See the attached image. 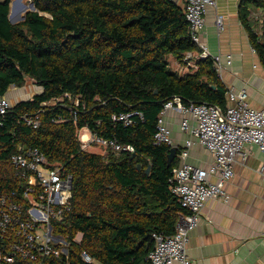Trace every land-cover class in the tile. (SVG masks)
<instances>
[{
	"label": "trees",
	"instance_id": "16d2710c",
	"mask_svg": "<svg viewBox=\"0 0 264 264\" xmlns=\"http://www.w3.org/2000/svg\"><path fill=\"white\" fill-rule=\"evenodd\" d=\"M11 1L0 0V94L27 78L42 90L0 114V195L22 187L12 155L37 147L73 177L72 207L59 228L70 241L68 255L45 264H148L154 233L172 235L184 211L170 190L180 147L168 166L172 146L154 142L158 116L175 95L226 106L213 59H197V69L183 74L170 67L169 56L182 62L198 49L174 0H32L37 10L16 23L9 20ZM242 3L264 7V0ZM241 17L264 67V40L247 13ZM131 110L144 118L131 126L113 119ZM37 115L35 127L28 120ZM84 127L135 152L86 151L79 140Z\"/></svg>",
	"mask_w": 264,
	"mask_h": 264
},
{
	"label": "built area",
	"instance_id": "2783aa9c",
	"mask_svg": "<svg viewBox=\"0 0 264 264\" xmlns=\"http://www.w3.org/2000/svg\"><path fill=\"white\" fill-rule=\"evenodd\" d=\"M174 1L184 8L192 42L198 47L185 53L181 65L196 69L197 59L211 57L223 79V71L233 64V55L211 52L201 38L208 10L219 0ZM21 3L28 4V0H21ZM16 4L19 0L15 1ZM216 25L219 30L225 28L223 14L217 15ZM251 49L256 52L253 46ZM226 98L227 104L222 108L209 103H185L181 96L175 95L164 103L159 113L154 142L180 147L179 162L172 170L170 190L178 197L184 211L180 213L172 235L154 233L155 246L148 256V264H198L189 257L187 244L201 223L207 202L214 198L224 202L229 200L225 184L234 176L233 165L237 156L246 158L249 146H256L264 153V107L256 108L251 104L246 86H227ZM12 105L7 95L0 94V114L7 113ZM171 114L178 118L179 130L185 135L182 143H178L174 135L169 121ZM136 118L143 119V113L131 110L113 114L114 120L128 126L133 125ZM28 122L37 127L39 116ZM82 129L80 142L86 151L101 153L93 151L98 147L135 152L132 144L99 137L87 127ZM196 145L208 152L210 161L204 165L190 159L191 150ZM11 161L22 187L0 195V264L15 263L18 258L29 264H45L51 256L68 255L70 241L59 228L65 213L72 207V175L64 170L63 165L49 163L47 156L37 147L23 148L12 155ZM82 255L86 261H93L87 252Z\"/></svg>",
	"mask_w": 264,
	"mask_h": 264
},
{
	"label": "crops",
	"instance_id": "0c3cea01",
	"mask_svg": "<svg viewBox=\"0 0 264 264\" xmlns=\"http://www.w3.org/2000/svg\"><path fill=\"white\" fill-rule=\"evenodd\" d=\"M241 12L247 13L251 30L264 40V7L244 4L242 0H219L210 7L201 38L211 52L233 55L232 66L223 71L226 87L246 86L251 104L262 108L264 67L258 53L251 49L249 29ZM218 14L225 17L223 30L216 25ZM196 69L186 68L178 61L174 70L186 73ZM169 121L178 143H182L185 135L179 130L178 118L171 114ZM190 159L201 165L210 161L200 145L192 148ZM233 169L234 176L225 184L229 200H209L199 227L188 241L187 253L198 264H264V153L249 146L246 158L237 156ZM81 238L79 233L78 240Z\"/></svg>",
	"mask_w": 264,
	"mask_h": 264
},
{
	"label": "rangeland",
	"instance_id": "374dc122",
	"mask_svg": "<svg viewBox=\"0 0 264 264\" xmlns=\"http://www.w3.org/2000/svg\"><path fill=\"white\" fill-rule=\"evenodd\" d=\"M12 1H13V3H11V11H14L13 10V8H14L13 6L15 5V1L16 0H12ZM23 1L26 2V0H23ZM15 6L17 7V4ZM29 9H30V7H28L26 10H24L23 14ZM169 64H170V67L172 69H175V68L177 69L178 68V60L172 55L169 56ZM178 72H180V71H178ZM183 72L181 71V73H183ZM40 90H41L40 86L34 81V79L27 78V80H26V82H25V84L23 86H20V87L13 86L9 90V92L7 93V97L14 104V103H16V102H18L20 100H26V99L31 98L35 93L39 92ZM69 99L72 102L77 101V99H74L72 97H69ZM59 100L63 101L64 97H60ZM56 101H58V100H54V102H56ZM83 131H84V129L79 131V140H80V135H81V133ZM93 150L99 151V152L101 151V152H104V153H107L108 151H110V150H103L102 148H98V147L94 148Z\"/></svg>",
	"mask_w": 264,
	"mask_h": 264
},
{
	"label": "water",
	"instance_id": "95a60500",
	"mask_svg": "<svg viewBox=\"0 0 264 264\" xmlns=\"http://www.w3.org/2000/svg\"><path fill=\"white\" fill-rule=\"evenodd\" d=\"M22 5V3H21V0H19V4H17V8H19L20 6ZM26 4H24L23 6H25ZM28 7H30V9L29 10H37V8H36V6H35V4H34V2L32 1V0H28V4L24 7L25 8V10L28 8ZM28 11V10H27ZM26 11V12H27ZM26 12L24 13V14H17V17H15L14 18V12L13 11H11L10 12V15H9V20L12 22V23H16V22H18V21H22L24 18H25V14H26ZM20 19V20H19ZM176 153H177V147L176 146H172L171 147V149H170V153H169V155H168V160H167V162H168V166H170L171 164H172V162H173V160H174V158H175V156H176ZM146 172L147 173H149L150 172V166L147 168V170H146Z\"/></svg>",
	"mask_w": 264,
	"mask_h": 264
},
{
	"label": "bare ground",
	"instance_id": "6f19581e",
	"mask_svg": "<svg viewBox=\"0 0 264 264\" xmlns=\"http://www.w3.org/2000/svg\"><path fill=\"white\" fill-rule=\"evenodd\" d=\"M24 4H22L19 8H17L15 5L13 6L14 8H13V12L15 13L13 16H14V18L15 17H17V14H23V11L25 10V6H23ZM17 13V14H16Z\"/></svg>",
	"mask_w": 264,
	"mask_h": 264
}]
</instances>
